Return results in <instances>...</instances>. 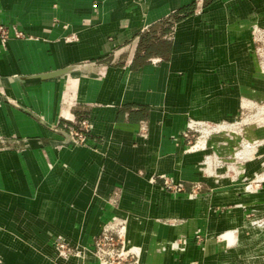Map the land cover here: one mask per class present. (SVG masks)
<instances>
[{
  "label": "crops",
  "instance_id": "1",
  "mask_svg": "<svg viewBox=\"0 0 264 264\" xmlns=\"http://www.w3.org/2000/svg\"><path fill=\"white\" fill-rule=\"evenodd\" d=\"M0 25V264H105L96 238L122 225L144 264H264L254 146L218 179L205 159L234 142L184 135L264 100V0H0ZM148 33L168 51L139 52Z\"/></svg>",
  "mask_w": 264,
  "mask_h": 264
},
{
  "label": "rangeland",
  "instance_id": "2",
  "mask_svg": "<svg viewBox=\"0 0 264 264\" xmlns=\"http://www.w3.org/2000/svg\"><path fill=\"white\" fill-rule=\"evenodd\" d=\"M254 38L257 45V53L264 68V28L257 27ZM246 106L247 107L243 109L241 117L233 122L200 124L199 129H201L202 133H197L196 136L192 138V143L199 142L205 138L211 139L214 136L224 135L230 137V142H234L233 148L222 153L219 152L217 148L214 151L211 150L203 165L204 173L209 176L214 177L217 175L218 179L223 177L229 180H237V176L242 172L238 167V163L243 159H238L236 157L237 151L243 149V153L247 155L249 152H252L254 146L255 151L249 158L260 160L262 167H257L258 171L255 173V178L247 180L244 184V188L245 191H250L247 186L254 185L255 192H258L264 183V181L258 182L261 175H264V100ZM209 157H211V165L207 163ZM208 167H210L209 171H207ZM243 172V174H246L245 171ZM256 222L264 225V219L262 221L256 220ZM127 247L131 248L128 244Z\"/></svg>",
  "mask_w": 264,
  "mask_h": 264
},
{
  "label": "built area",
  "instance_id": "3",
  "mask_svg": "<svg viewBox=\"0 0 264 264\" xmlns=\"http://www.w3.org/2000/svg\"><path fill=\"white\" fill-rule=\"evenodd\" d=\"M12 29L15 34L19 35V32L15 28ZM10 34V28L5 25H0V38L2 41H6L10 37ZM202 123L206 122L191 121L184 132L185 137L192 140L197 133H202L201 129H199V126ZM78 124L80 127L77 128L70 126L71 129L69 134L74 139L83 141L87 137L89 124L87 120H82ZM165 183L170 189H181V186L175 185L169 180H166ZM124 228L125 227L122 225L119 231L107 229L97 236L94 254H96V257L105 264H144L140 261L139 252L134 247H127L124 238ZM56 245L61 255H75L81 253L80 250L64 240H59Z\"/></svg>",
  "mask_w": 264,
  "mask_h": 264
},
{
  "label": "trees",
  "instance_id": "4",
  "mask_svg": "<svg viewBox=\"0 0 264 264\" xmlns=\"http://www.w3.org/2000/svg\"><path fill=\"white\" fill-rule=\"evenodd\" d=\"M158 37L152 33L143 35L140 45L139 52L143 51L145 55H150L154 50H163L164 52L168 51L169 43L167 39H158ZM164 40V41H162Z\"/></svg>",
  "mask_w": 264,
  "mask_h": 264
},
{
  "label": "water",
  "instance_id": "5",
  "mask_svg": "<svg viewBox=\"0 0 264 264\" xmlns=\"http://www.w3.org/2000/svg\"><path fill=\"white\" fill-rule=\"evenodd\" d=\"M48 75H49V76H57V75H59V72H51V73H49ZM66 136H67V137H71V135L68 134V133L66 134Z\"/></svg>",
  "mask_w": 264,
  "mask_h": 264
},
{
  "label": "bare ground",
  "instance_id": "6",
  "mask_svg": "<svg viewBox=\"0 0 264 264\" xmlns=\"http://www.w3.org/2000/svg\"><path fill=\"white\" fill-rule=\"evenodd\" d=\"M264 110V109H263Z\"/></svg>",
  "mask_w": 264,
  "mask_h": 264
}]
</instances>
